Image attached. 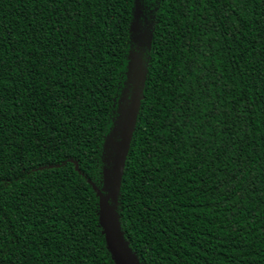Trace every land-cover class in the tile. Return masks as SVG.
Segmentation results:
<instances>
[{"label":"trees","instance_id":"16d2710c","mask_svg":"<svg viewBox=\"0 0 264 264\" xmlns=\"http://www.w3.org/2000/svg\"><path fill=\"white\" fill-rule=\"evenodd\" d=\"M123 254L264 264V0H0V264Z\"/></svg>","mask_w":264,"mask_h":264},{"label":"water","instance_id":"95a60500","mask_svg":"<svg viewBox=\"0 0 264 264\" xmlns=\"http://www.w3.org/2000/svg\"><path fill=\"white\" fill-rule=\"evenodd\" d=\"M112 240H113V243H117V239L114 235H112ZM123 256V259L125 261L126 264H136L131 258H129L127 255H122Z\"/></svg>","mask_w":264,"mask_h":264}]
</instances>
